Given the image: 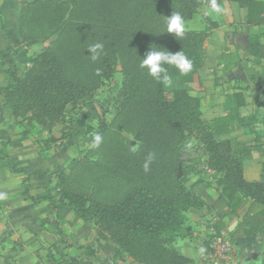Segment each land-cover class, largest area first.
Wrapping results in <instances>:
<instances>
[{"label": "trees", "instance_id": "trees-1", "mask_svg": "<svg viewBox=\"0 0 264 264\" xmlns=\"http://www.w3.org/2000/svg\"><path fill=\"white\" fill-rule=\"evenodd\" d=\"M222 1L249 8L262 0H217ZM208 3L209 0L22 3L18 32L26 46L38 42L25 33L28 25L58 32L57 40L30 57L27 66L7 60L8 84L0 88V94L25 133L26 127L34 124L49 133L56 126H64L69 109L83 107L120 68L122 79L115 99L117 122L136 135L139 146L135 152L117 146L107 153L108 167L102 173L114 179L120 191L118 198L88 203L84 195L93 179L87 178L91 172L86 178L73 174V169L67 176L63 172L57 176L60 201H66L80 220L92 224L101 239L115 244L111 258L101 256L103 264H115L124 255L135 264H190L174 249L173 242L187 235L186 212L204 207V200L195 196L179 176L183 166L180 151L190 147L191 140L204 149V165L220 176L217 185L230 209L227 215H237L243 201L250 199L259 210L254 213L255 219L245 222L253 225L249 233H264V182L244 181L242 160L246 155L239 157L240 150L230 140L214 138L216 130L201 118L199 102L190 94L202 91L198 71L204 64L203 45L212 24L205 21L208 26L202 31H191L186 26L184 37L178 41L166 33L165 17L180 12L188 22L200 6ZM95 43H102L104 48L93 61L87 50ZM150 45L184 51L193 62L192 70L181 75L166 66L173 82L170 87L163 86L139 67ZM9 51L0 52V56L7 57ZM89 129L87 126L85 134ZM149 153L154 154V159L145 172L143 164ZM91 248L95 249L89 244L84 251ZM87 255L100 256L96 249ZM64 264L102 263L66 260Z\"/></svg>", "mask_w": 264, "mask_h": 264}, {"label": "crops", "instance_id": "crops-1", "mask_svg": "<svg viewBox=\"0 0 264 264\" xmlns=\"http://www.w3.org/2000/svg\"><path fill=\"white\" fill-rule=\"evenodd\" d=\"M26 1L32 0H0V52L10 49L7 57L0 56V88L8 84V58L27 66L43 47L26 46L20 39L18 22ZM219 4L221 15H204L205 4L186 25L202 31L208 26L205 21L212 24L198 71L202 91L190 94L199 102L201 118L216 130L214 138L230 140L240 150L239 157L246 155L244 181L264 182V0L249 8L231 1ZM94 111L90 106L78 110L68 128L56 126L49 133L34 124L25 133L0 94V264L96 263L85 254L89 244L102 258L112 257L115 244L101 239L94 226L80 220L58 195V174L88 148L84 128L93 125ZM188 143L190 147L180 151V178L204 200V207L186 212L187 235L175 239L174 249L190 264H208L210 239L222 235L233 248V264H264V233H249L253 225L245 223L256 218L258 207L245 199L237 215H227L230 209L220 195L219 174L204 165L202 146L195 140ZM261 220L264 224V217Z\"/></svg>", "mask_w": 264, "mask_h": 264}, {"label": "rangeland", "instance_id": "rangeland-1", "mask_svg": "<svg viewBox=\"0 0 264 264\" xmlns=\"http://www.w3.org/2000/svg\"><path fill=\"white\" fill-rule=\"evenodd\" d=\"M24 30L25 33L30 34L38 40L36 44H40L43 47H47L51 43H54L58 37V32H47L45 28L41 27L37 29L31 28V26L28 25ZM19 71L22 72L21 69H19ZM119 71L120 68L118 67L112 77L103 82V85L94 92L92 98H90L83 107H71L65 119L64 128H68L72 123L73 116L78 113V110L80 111L86 106L93 107L94 110H96L94 111L93 125L90 126L88 131V148L82 152V155H79L78 158L70 162L68 168L62 173V175L67 176L70 174V170L73 169V174L76 176L80 174L86 178L87 173L91 172L87 178L93 177V179L84 195L88 203L112 202L115 201L120 194L119 187L114 179H110L107 174L102 173V171L108 167L107 153L109 149L117 148V146H125L130 151L135 152L139 146L136 135L119 127L117 122L115 99L120 90L122 79ZM98 129H101L100 132H98ZM84 131H86V128H84ZM95 134H99L102 137V142L98 147L91 146ZM133 148H135V150H133ZM82 166L84 169H82ZM88 205L89 204H86V207ZM94 250V248L87 249L85 254L94 253ZM124 257V264H135L127 256L124 255ZM95 258L99 263H104L101 256L97 255ZM108 264H111V262H108Z\"/></svg>", "mask_w": 264, "mask_h": 264}, {"label": "clouds", "instance_id": "clouds-1", "mask_svg": "<svg viewBox=\"0 0 264 264\" xmlns=\"http://www.w3.org/2000/svg\"><path fill=\"white\" fill-rule=\"evenodd\" d=\"M223 12L221 5L217 0H209L208 9L204 15L219 16ZM166 20V33L170 34L175 40L182 39L185 35L187 21L180 12H172L170 16L165 17ZM104 45L102 43H95L88 48V53L93 61L99 58ZM175 68L181 75L187 74L192 70L193 62L185 54L184 51L178 50L172 52L164 47H157L150 45L149 50L145 52L144 57L141 58L139 67L146 69L147 74L158 83L165 87L172 85V76L169 73V67ZM102 142V137L95 134L92 141V147H98ZM135 150V148H133ZM154 159V154L149 153L144 164L143 169L145 172L149 171V166ZM2 198V197H0ZM200 252L203 253L204 249L201 248Z\"/></svg>", "mask_w": 264, "mask_h": 264}, {"label": "built area", "instance_id": "built-area-1", "mask_svg": "<svg viewBox=\"0 0 264 264\" xmlns=\"http://www.w3.org/2000/svg\"><path fill=\"white\" fill-rule=\"evenodd\" d=\"M208 252V264H233V248L222 235H212Z\"/></svg>", "mask_w": 264, "mask_h": 264}, {"label": "water", "instance_id": "water-1", "mask_svg": "<svg viewBox=\"0 0 264 264\" xmlns=\"http://www.w3.org/2000/svg\"><path fill=\"white\" fill-rule=\"evenodd\" d=\"M241 44L242 46H246V41L242 42ZM179 176H180V172H179Z\"/></svg>", "mask_w": 264, "mask_h": 264}]
</instances>
